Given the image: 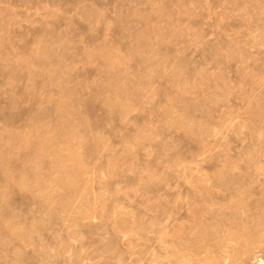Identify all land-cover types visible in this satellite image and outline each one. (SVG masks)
<instances>
[{
  "label": "rangeland",
  "instance_id": "374dc122",
  "mask_svg": "<svg viewBox=\"0 0 264 264\" xmlns=\"http://www.w3.org/2000/svg\"><path fill=\"white\" fill-rule=\"evenodd\" d=\"M263 262L264 0H0V264Z\"/></svg>",
  "mask_w": 264,
  "mask_h": 264
},
{
  "label": "bare ground",
  "instance_id": "6f19581e",
  "mask_svg": "<svg viewBox=\"0 0 264 264\" xmlns=\"http://www.w3.org/2000/svg\"><path fill=\"white\" fill-rule=\"evenodd\" d=\"M140 49H141V48H140ZM140 49H139V50H140ZM235 230H236V229H235ZM235 232H236V231H235ZM229 239H230V238H229ZM263 263H264V262H263Z\"/></svg>",
  "mask_w": 264,
  "mask_h": 264
}]
</instances>
